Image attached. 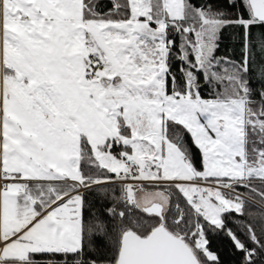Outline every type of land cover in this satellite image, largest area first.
<instances>
[{"label":"snow or ice","instance_id":"snow-or-ice-1","mask_svg":"<svg viewBox=\"0 0 264 264\" xmlns=\"http://www.w3.org/2000/svg\"><path fill=\"white\" fill-rule=\"evenodd\" d=\"M0 264H264V0H0Z\"/></svg>","mask_w":264,"mask_h":264},{"label":"trees","instance_id":"trees-1","mask_svg":"<svg viewBox=\"0 0 264 264\" xmlns=\"http://www.w3.org/2000/svg\"><path fill=\"white\" fill-rule=\"evenodd\" d=\"M222 51H223V49H222ZM189 140H190V138H188ZM213 250H216V245L215 244H213Z\"/></svg>","mask_w":264,"mask_h":264}]
</instances>
